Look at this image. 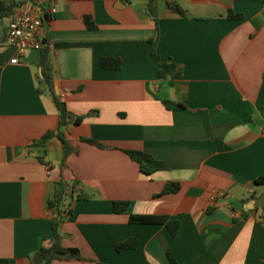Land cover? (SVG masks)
I'll use <instances>...</instances> for the list:
<instances>
[{"label":"crops","instance_id":"obj_1","mask_svg":"<svg viewBox=\"0 0 264 264\" xmlns=\"http://www.w3.org/2000/svg\"><path fill=\"white\" fill-rule=\"evenodd\" d=\"M38 1L55 12L44 19L41 47L18 63L6 37L10 16L0 17V259L33 264L52 236L47 204L62 176L79 181L60 231L81 259L51 264H172L168 251L177 264H264V185L254 183L264 174V0H155L157 29L146 0ZM156 36V54L180 73L158 75L149 42ZM44 40L55 91L82 117L64 128L74 152L62 169L58 137L44 154L34 145L59 119L51 97L36 90ZM106 56L119 58L120 68L101 67ZM125 150L149 155L153 171L144 173ZM168 182L179 190L161 194ZM115 200H127V209L115 213ZM136 214L177 220L178 231L130 223ZM128 238L136 246L116 251Z\"/></svg>","mask_w":264,"mask_h":264},{"label":"trees","instance_id":"obj_2","mask_svg":"<svg viewBox=\"0 0 264 264\" xmlns=\"http://www.w3.org/2000/svg\"><path fill=\"white\" fill-rule=\"evenodd\" d=\"M17 4L18 2H14L12 5H5L3 2H0V17L7 15L11 16L14 7ZM166 5L171 9V11L178 13L182 17H187L185 10L175 2H167ZM145 12L150 18L153 19L157 29L159 13V6L157 1L146 0ZM228 16L231 18H240L242 15L238 13H233L231 10H229ZM84 22L88 29L96 28V25L91 20L90 16H85ZM149 42L151 45V52L155 55L158 60V75L161 78L166 76H172L181 72V67L175 64L174 62L160 60L159 56L156 54L157 36L153 39H150ZM43 43H45V40ZM40 65L42 77L37 78L36 90L38 93L46 92L51 97L58 111L59 119L56 130L47 131L37 142L34 143V145L39 147L42 151V154H44L47 141L54 136L58 137L63 144V156L60 162V169H62L65 166V160L68 155L74 152V148L68 143L65 138L64 128L70 124L80 123L82 121V117L73 116L68 111L66 102L55 91V71L51 59V50L48 43H45L41 49ZM100 65L103 68L119 69L121 66V60L119 58L114 57H101ZM163 104L168 109L175 107H183L179 102L171 100H163ZM81 140L90 144H94L100 148L106 147L103 143L90 138H81ZM125 152L129 155L132 160L136 161L139 164L140 169L144 173L148 174L153 171V169L146 165V162L151 161V157L149 155L136 150H125ZM39 160L45 163L43 155L39 157ZM254 183L264 185V174L258 176L254 180ZM78 184V180H74L71 184H69L62 176L54 183V194L47 204L48 208L52 213V216L49 218L52 236L50 239H42L39 250L44 264H51L52 260L54 259H81L80 252L76 247H66L63 245V234L60 231L62 216L66 212V200L72 195L73 188ZM179 188V183L168 182L164 185L161 194L174 193L178 191ZM76 198L87 199L88 195H86L83 191H77ZM128 205L129 202L127 200H115L112 202V209L115 213H119L125 211ZM129 222L136 224L165 223L169 233L172 236L177 233L179 228V223L177 220H169L166 216L136 214L129 216ZM135 246L136 239L128 238L122 242L116 243L115 250L119 252L123 249L134 248ZM167 256L172 264H177L176 260L169 251L167 252ZM0 264H9V262L7 259H0Z\"/></svg>","mask_w":264,"mask_h":264},{"label":"built area","instance_id":"obj_3","mask_svg":"<svg viewBox=\"0 0 264 264\" xmlns=\"http://www.w3.org/2000/svg\"><path fill=\"white\" fill-rule=\"evenodd\" d=\"M54 12L52 4L44 5L38 0L18 2L6 27L7 41L16 50L12 63H18L20 57L29 50L41 47L44 19ZM262 133L264 134V121ZM219 195L222 196V193Z\"/></svg>","mask_w":264,"mask_h":264},{"label":"water","instance_id":"obj_4","mask_svg":"<svg viewBox=\"0 0 264 264\" xmlns=\"http://www.w3.org/2000/svg\"><path fill=\"white\" fill-rule=\"evenodd\" d=\"M33 264H44L39 252L33 256Z\"/></svg>","mask_w":264,"mask_h":264}]
</instances>
